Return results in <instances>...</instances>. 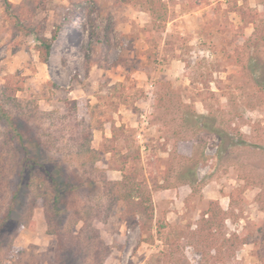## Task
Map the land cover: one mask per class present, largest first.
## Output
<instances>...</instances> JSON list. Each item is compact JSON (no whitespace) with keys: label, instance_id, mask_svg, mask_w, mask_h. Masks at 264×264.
<instances>
[{"label":"rangeland","instance_id":"rangeland-1","mask_svg":"<svg viewBox=\"0 0 264 264\" xmlns=\"http://www.w3.org/2000/svg\"><path fill=\"white\" fill-rule=\"evenodd\" d=\"M8 1L0 217L20 166L4 114L82 184L58 236L37 175L0 264H264V0Z\"/></svg>","mask_w":264,"mask_h":264},{"label":"trees","instance_id":"trees-1","mask_svg":"<svg viewBox=\"0 0 264 264\" xmlns=\"http://www.w3.org/2000/svg\"><path fill=\"white\" fill-rule=\"evenodd\" d=\"M11 3L8 0H4V7L7 9ZM260 15V13H258ZM256 14V16H258ZM255 17V16H254ZM252 17V19L247 22L246 24L256 23L257 20ZM241 20H243V15H241ZM35 34V33H34ZM36 39L38 40V45H36V49L39 53L40 59L43 62H46L50 50H51V42L56 38L57 32H51L50 38L45 36L36 35ZM260 40L264 41V25L261 30ZM259 48V46L257 45ZM255 68L261 69L259 73L258 80L255 82L260 81L264 86V61H261L258 64H255ZM204 118V116H199ZM3 120L6 121V125L9 126L10 130L12 131V136L14 141L16 140V146L20 150V166L18 171L16 172V177L14 182L12 183V192L9 199V204L6 211L0 217V248H1V239L7 234L11 232L19 230V228L25 226V219L22 216V208H24L26 203V198L29 194V189L34 178L37 175H41L43 180L46 181L48 191L42 190L43 194L46 193L48 196L49 202V216H48V224L50 223V234H56L59 236V233L56 232V228L62 225V217L66 213V204L68 202V195L72 192H75L81 188V181H77L74 183V179L70 174L67 173L65 170L64 164H62L61 160L57 157L46 158L41 153L36 152L37 150H42L41 142L37 137L32 136L27 128H23L22 125L19 126L18 121L13 119L12 117L7 116L4 114L2 116ZM217 135L220 138V143L223 146L224 137L226 134H220L216 131ZM37 139V140H36ZM241 140V139H240ZM241 142V141H239ZM223 148V147H221ZM195 165L191 168L186 170L184 173L185 180L188 182H192L194 180L195 175ZM124 177L125 184H130V192L132 195L125 194V198L128 200L129 197L135 198L134 193L136 194L135 187L132 186V180L126 179ZM89 183H91V180ZM121 181V182H123ZM121 182H119L121 184ZM44 200V197H39ZM32 203L35 204V199L32 200ZM136 204H139L141 207L136 210H140L141 213H144L147 217H150L148 213V208L143 205L142 201H138ZM54 226V227H52ZM61 228V227H60ZM71 246L61 247V249H69ZM62 264H70L68 262L67 256H62L61 260Z\"/></svg>","mask_w":264,"mask_h":264},{"label":"crops","instance_id":"crops-1","mask_svg":"<svg viewBox=\"0 0 264 264\" xmlns=\"http://www.w3.org/2000/svg\"><path fill=\"white\" fill-rule=\"evenodd\" d=\"M261 8H262V10H263V11H262V13H264V4L262 5V7H261ZM253 30H254V29H253Z\"/></svg>","mask_w":264,"mask_h":264}]
</instances>
